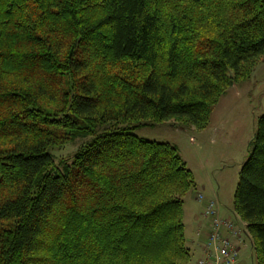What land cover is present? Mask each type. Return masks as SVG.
I'll return each mask as SVG.
<instances>
[{"label":"trees","instance_id":"obj_1","mask_svg":"<svg viewBox=\"0 0 264 264\" xmlns=\"http://www.w3.org/2000/svg\"><path fill=\"white\" fill-rule=\"evenodd\" d=\"M263 59L264 0H0V264H191L194 173L135 132L206 130ZM233 212L264 264V117Z\"/></svg>","mask_w":264,"mask_h":264},{"label":"rangeland","instance_id":"obj_2","mask_svg":"<svg viewBox=\"0 0 264 264\" xmlns=\"http://www.w3.org/2000/svg\"><path fill=\"white\" fill-rule=\"evenodd\" d=\"M264 117V59L252 77L228 90L211 115L210 125L204 131L186 128L178 122L142 128L135 134L145 140L168 143L176 147L189 170L194 173L196 188L184 198L187 247L192 263L197 264L201 243L197 234L198 222H205L203 213L207 204L217 202L223 217L232 218L235 194L244 164L249 158V145L254 139L260 119ZM91 138L78 140L66 147L52 150L57 164L71 162L80 147ZM203 195L204 202L198 200ZM197 239V240H196ZM199 242V243H198ZM197 247V248H196ZM253 248L249 241L243 253L252 260Z\"/></svg>","mask_w":264,"mask_h":264},{"label":"built area","instance_id":"obj_3","mask_svg":"<svg viewBox=\"0 0 264 264\" xmlns=\"http://www.w3.org/2000/svg\"><path fill=\"white\" fill-rule=\"evenodd\" d=\"M198 200L204 202L205 198L201 194ZM203 218L207 232L200 243L202 256L197 264H246L249 257L244 258L243 253L247 241L251 244L247 225L234 212L231 219L223 217L218 203L213 201L207 204ZM197 236L202 238L203 232L199 231Z\"/></svg>","mask_w":264,"mask_h":264},{"label":"crops","instance_id":"obj_4","mask_svg":"<svg viewBox=\"0 0 264 264\" xmlns=\"http://www.w3.org/2000/svg\"><path fill=\"white\" fill-rule=\"evenodd\" d=\"M198 230L199 231H202L203 232V236H202V238H204L205 237V235H206V232H207V229L205 228V223L203 222H201V223H199L198 222ZM201 239V238H200ZM197 240V239H196ZM199 240V239H198ZM203 242V240H201V243ZM196 245H197V247H198V249H196V251H197V253H199V257H201L202 256V248H201V244H197L196 243ZM196 247V248H197Z\"/></svg>","mask_w":264,"mask_h":264}]
</instances>
